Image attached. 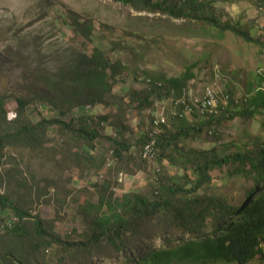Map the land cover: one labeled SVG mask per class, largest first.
<instances>
[{
	"label": "rangeland",
	"instance_id": "obj_1",
	"mask_svg": "<svg viewBox=\"0 0 264 264\" xmlns=\"http://www.w3.org/2000/svg\"><path fill=\"white\" fill-rule=\"evenodd\" d=\"M205 1L212 3L210 12L220 25L235 27L253 41L247 42L230 31L224 32L221 37L217 30L208 28L203 31L201 24L196 22L193 23L194 31H190L185 29L188 23L183 20L138 12L113 0H0V96L5 98L4 107L9 120H14L18 98L33 96L39 89L42 92L45 90L43 85L36 86L32 77L34 72L58 77L82 74L88 68L84 62L86 58H91L94 51L99 50L110 65L119 63L121 69L117 70L121 72H117L111 80V92L105 95L103 104H95L87 109L88 105H85V110L77 109L73 115H80L83 110V113L91 114L94 118L109 116V122H118L115 116L118 107L114 108V103L125 96V102L129 104L125 113V139L130 144L128 153L123 156L126 161L123 158L119 161L110 155L111 149L106 151L96 147L91 154L84 146L76 147L74 138L66 130L52 126L47 131L50 142L6 151L0 165V194L15 198L29 210V214L52 221L53 234L68 242L79 241L86 231L93 212H85L84 209L89 204L98 203L96 186L108 183L110 187L105 195L113 192V198L120 200L124 194L132 192L152 199L151 185L156 180L151 175L161 171L164 182L172 179L184 195L192 187L191 171L170 166L166 159L159 164L154 161L155 158H146L151 162L146 165L147 172L135 171L134 164L138 161L139 152L133 144L137 135L145 132L144 128H150L146 114L150 115L151 111L148 109L142 113L145 119L141 120L136 110L137 101L129 94L144 89V78H176L191 65H196L193 68L195 78L186 86L188 99L184 101L187 105L185 115L189 118L194 110L198 116L195 115L193 119L201 121L202 109L199 104L209 96L211 105L207 112L216 118L212 126L217 135L207 137L204 128L196 138L179 141V146L185 151L214 148L219 156L248 153L255 151V146H264V110H252L253 114L244 117L237 112L232 114L231 119L229 112L225 120L219 117L227 105L225 92L242 101V98H250L256 92L264 91V0ZM151 98L156 100L153 118L157 119L162 114L165 124H168L167 114L173 112L171 105L175 99L157 101L155 95ZM218 103L223 110L217 109ZM246 108L242 106L239 109ZM37 110L41 112L31 108L28 113L34 122L57 116L42 106ZM231 110L230 104L228 111ZM114 131L115 127L107 123L104 131L99 130L101 135L112 137ZM173 133L171 129L168 136H173ZM52 148L61 149L65 156L67 151H71L82 160L77 164L78 160L65 157L64 162L61 154L49 151ZM55 161H60L62 165H56ZM229 169L227 166L213 170L210 173L211 183L200 194L217 195L230 206L247 201V190L254 183L228 176ZM9 175L13 178L8 183ZM24 184L27 188H23ZM38 192H42L39 198ZM252 194L254 196L251 198L258 199L264 194V187L259 193ZM13 218L14 213L10 210H0V253L5 249L4 223ZM158 231H161L160 227ZM209 231L207 228L206 232ZM155 232V227H152L145 234L154 235ZM179 236L181 234L176 238ZM176 244L178 242L170 245ZM144 245L150 249L167 247L158 237H154L153 243ZM38 253L37 264L46 261L58 264L54 257L63 254L55 245L45 249L39 247ZM65 256L73 255L69 252ZM79 258L72 257L63 264H79ZM84 262L128 264L121 256L112 259L89 256ZM251 264H264V259H257Z\"/></svg>",
	"mask_w": 264,
	"mask_h": 264
},
{
	"label": "trees",
	"instance_id": "obj_2",
	"mask_svg": "<svg viewBox=\"0 0 264 264\" xmlns=\"http://www.w3.org/2000/svg\"><path fill=\"white\" fill-rule=\"evenodd\" d=\"M113 1L138 12L183 20L188 23V27L184 26L185 29L190 31H194L193 23L196 22L201 24L203 31L208 28L217 30L221 37L224 32L230 31L247 42L253 41L235 27L220 25L210 12L212 3L205 0ZM86 59L84 62L88 68L86 67L87 70L82 74L58 77L49 73L34 72L32 77L36 86L43 85L45 90L42 92L39 89L33 96L18 98L13 121L9 120L5 110V98L0 96V165L7 150L50 142L47 131L52 126L66 130L69 136L74 138V143H77L76 147L84 146L91 154L96 147L106 151L111 149L110 155L120 161L128 153L130 144L128 145L125 139V113L129 104L125 102V96L114 103V108L118 107L115 110L118 122H109V116L94 118L91 114L83 113V110L80 115H73L75 110L84 109L85 105H88L87 109L95 104H103L105 95L111 92V80L116 77L117 72H121L118 71L121 69L120 64L110 65L102 51L95 50L93 56ZM195 66L191 65L176 78H144V89L129 94L130 98L137 101L136 110L141 115V120L145 119L142 113L148 109L151 111L150 115L146 114L150 128H144L145 132L141 131V136L137 135L133 144L139 152L138 161L134 164L135 171L147 172L146 165L151 162L141 156L143 147L154 140L158 149L154 161L160 164L166 159L170 166L191 171V189L182 195L183 190L172 179L164 182L161 171L151 175L152 179L154 177L156 180L151 185L152 199L132 192L124 194L120 200L113 198L111 189L112 193L105 195L110 187L108 183L96 186L98 203L89 204L84 209L85 212L92 211L93 215L90 216L86 231L77 242L61 240L52 232V221L29 214V210L21 206L15 198L0 194V210H10L15 216L11 221L5 220L4 223L5 249L0 253L1 264H37L35 261L39 255V247L45 249L52 245L63 253L54 257L58 264L79 256V264H85V259L96 255L105 259L121 256L128 264H251L257 259H264V194L258 199L251 198L254 196L252 193H259L262 186L264 187V146H255L256 150L252 152H236L224 156H219L214 148L208 151H185L179 146V141L181 143L189 138H196L203 133L204 128L207 137L216 136L217 133L212 126V121L216 119L214 115L201 114L202 122L195 121L193 117L198 114L193 110L188 118L183 105L176 108V114L170 117L168 124L158 127L153 125L156 100L151 97L155 95L157 101L168 98L187 101L186 86L195 78ZM225 94L228 105H232V112L224 109L220 119L225 120V114L229 112L231 119L232 114L237 112L244 117L253 114L249 109L264 110V91L256 92L249 98L246 110L237 112L234 110L236 104L232 94ZM41 106L59 117L41 118L34 122L28 113L31 108L39 111L37 107ZM106 123L115 127L113 137L100 134V129H106ZM171 129L174 130V135L168 136ZM49 151L61 154L64 162L66 158L78 160L77 164L82 160L78 154L71 151H67L66 156L61 149L52 148ZM123 160L126 161L124 158ZM11 162L12 160L9 163ZM55 164L62 165L60 161H55ZM227 166L230 168L228 176H236L254 183L247 190V201H242L237 206L227 205L223 198L217 195L200 194L212 181L210 173ZM15 167L18 170V166ZM11 178L13 177L7 176L8 183ZM23 188H27V185L24 184ZM177 194L180 196L177 197ZM41 195L42 192H38L37 197ZM152 227L156 229L155 234H145ZM158 227L161 231H158ZM207 228L210 229L209 232H206ZM178 234L181 236L176 238ZM154 237L164 241L167 247L147 248L144 244L153 243ZM173 242L178 244L170 245ZM69 252H72L73 256H65ZM43 264L50 263L46 261Z\"/></svg>",
	"mask_w": 264,
	"mask_h": 264
},
{
	"label": "built area",
	"instance_id": "obj_3",
	"mask_svg": "<svg viewBox=\"0 0 264 264\" xmlns=\"http://www.w3.org/2000/svg\"><path fill=\"white\" fill-rule=\"evenodd\" d=\"M209 96L207 97H204L202 99V101L200 102L199 104V107L204 110L206 109L208 106L211 105V98H208ZM179 103V102H178ZM185 108H187V105L186 103H184V101L181 102ZM177 104V103H176ZM165 122V118L160 114V116L157 118V119H154L153 121V124L155 126H158L159 123H163ZM151 142H154L153 145H150ZM150 143L146 144L144 147H143V152H142V157L143 158H148V159H153V158H156L158 153H157V148H156V145H155V141L152 140ZM121 182V181H120Z\"/></svg>",
	"mask_w": 264,
	"mask_h": 264
},
{
	"label": "clouds",
	"instance_id": "obj_4",
	"mask_svg": "<svg viewBox=\"0 0 264 264\" xmlns=\"http://www.w3.org/2000/svg\"><path fill=\"white\" fill-rule=\"evenodd\" d=\"M234 98V97H233ZM248 100H249V98H248V96L246 97V98H242V101L240 100V99H238V98H235V111L237 112V111H240V107H242V106H245V107H247V104H248ZM182 101H184L183 99H176V100H174L173 101V103H172V108H173V112L172 113H168L167 114V116H168V118L170 119V117L172 116V115H175L176 114V108L178 107V106H180V105H183L181 102ZM225 101L227 102V100H226V98H225ZM179 102V103H178ZM177 103V104H176ZM221 104H217V109H218V107L219 108H221L222 106H220ZM184 106V105H183ZM222 110H223V108H221ZM225 110H228V102H227V105H226V108H224ZM249 110H254V109H249ZM207 111H210V106H208L206 109H204V110H202V115L204 114L205 115V113H207L208 114V112ZM227 114V113H226ZM226 114H225V116H226ZM162 115V114H161ZM213 115V114H212ZM163 116V115H162ZM164 117V116H163ZM165 118V117H164ZM166 123V120H165V122H163V123H159V125H163V124H165ZM154 125V124H153ZM155 126V125H154ZM254 198V197H253Z\"/></svg>",
	"mask_w": 264,
	"mask_h": 264
}]
</instances>
